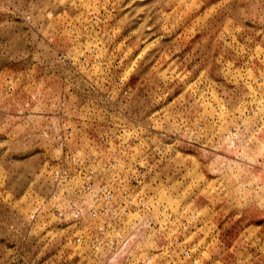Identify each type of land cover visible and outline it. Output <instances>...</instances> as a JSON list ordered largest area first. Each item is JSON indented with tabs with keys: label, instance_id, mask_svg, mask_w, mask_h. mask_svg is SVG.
<instances>
[{
	"label": "rangeland",
	"instance_id": "obj_1",
	"mask_svg": "<svg viewBox=\"0 0 264 264\" xmlns=\"http://www.w3.org/2000/svg\"><path fill=\"white\" fill-rule=\"evenodd\" d=\"M0 264H264V0H0Z\"/></svg>",
	"mask_w": 264,
	"mask_h": 264
},
{
	"label": "built area",
	"instance_id": "obj_2",
	"mask_svg": "<svg viewBox=\"0 0 264 264\" xmlns=\"http://www.w3.org/2000/svg\"><path fill=\"white\" fill-rule=\"evenodd\" d=\"M85 188L88 190L90 188V184L87 183L86 186H85ZM102 190L105 193L107 199H111V197H112L111 191H110V189L106 185H103L102 186Z\"/></svg>",
	"mask_w": 264,
	"mask_h": 264
}]
</instances>
